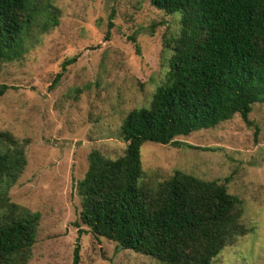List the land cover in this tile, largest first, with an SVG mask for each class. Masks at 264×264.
<instances>
[{"label": "rangeland", "instance_id": "1", "mask_svg": "<svg viewBox=\"0 0 264 264\" xmlns=\"http://www.w3.org/2000/svg\"><path fill=\"white\" fill-rule=\"evenodd\" d=\"M48 1L57 24L33 33L19 58L0 61V130L25 140L26 160L6 195L39 213L26 264H70L76 244L77 264H163L91 233L78 219L76 182L90 150L122 153L120 122L147 106L164 80L171 54L164 45L178 33L179 14L149 0ZM247 119L234 114L176 137L179 145L139 147L141 184L154 187L178 170L217 183L226 178V191L240 199L242 233L210 264H264V103H253Z\"/></svg>", "mask_w": 264, "mask_h": 264}, {"label": "trees", "instance_id": "2", "mask_svg": "<svg viewBox=\"0 0 264 264\" xmlns=\"http://www.w3.org/2000/svg\"><path fill=\"white\" fill-rule=\"evenodd\" d=\"M149 2L179 14L178 33L164 45L171 51L168 68L147 106L123 116L122 153L107 158L88 152L76 182L78 219L94 235L163 264H210L242 233L240 199L226 191V178L217 183L178 170L154 187L141 184L139 147L143 141L179 145L176 137L234 114L249 122L251 105L264 103V0ZM56 24L48 0H0V61L19 58L33 33ZM73 60H64L61 69ZM24 145L0 130V264H26L38 223L37 211L6 195L25 165ZM78 248L70 264H77Z\"/></svg>", "mask_w": 264, "mask_h": 264}]
</instances>
